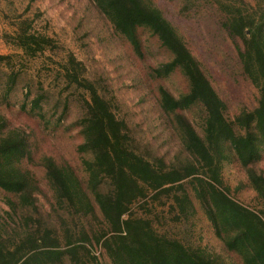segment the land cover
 I'll list each match as a JSON object with an SVG mask.
<instances>
[{
  "label": "trees",
  "instance_id": "obj_1",
  "mask_svg": "<svg viewBox=\"0 0 264 264\" xmlns=\"http://www.w3.org/2000/svg\"><path fill=\"white\" fill-rule=\"evenodd\" d=\"M90 1L136 54L141 56L145 32L166 53L148 64L145 75L155 106L181 145V160L167 166L161 157L141 154L114 104L84 75L83 63L66 51L59 72L64 86L55 105L49 106L50 96L40 84L34 89L23 85L22 110L39 129L9 126L0 114V191L7 206L0 221V264H100L92 243L102 247L110 264H226L199 246L157 232L146 199L160 198L181 224L193 215L196 202L238 264H264V219L230 198L221 176L222 164L236 162L264 215V175L255 168L264 157V0H167L177 2L180 13L196 2L216 3L227 15V33L240 39L241 70L258 97L253 108L242 107L231 119L184 36L152 0ZM3 37L28 58L57 46L31 31L24 19ZM10 57L0 54V62L8 67ZM13 76L7 75L2 94L10 91ZM175 76L181 78V90L173 94L164 82ZM71 101L80 111L70 124L79 137L77 165L54 155L57 149L43 134L50 131L46 126L57 106L54 127ZM197 109L199 132L190 119Z\"/></svg>",
  "mask_w": 264,
  "mask_h": 264
},
{
  "label": "rangeland",
  "instance_id": "obj_2",
  "mask_svg": "<svg viewBox=\"0 0 264 264\" xmlns=\"http://www.w3.org/2000/svg\"><path fill=\"white\" fill-rule=\"evenodd\" d=\"M152 1L184 36L191 54L223 101L225 117L231 119L242 107L253 108L258 90L242 73L238 58V52L243 49L242 43L237 36L227 33L223 26L227 15L217 4L196 2L180 13L175 1ZM244 1L250 4L254 2ZM22 19L29 23L31 31L50 37L57 46L32 58L23 56L17 47L3 37L4 34H11ZM141 39L140 56L113 32L90 0H0V54L11 55L10 66H5L4 61L0 62V114L9 126L35 125L33 131L39 129L35 120L27 118L22 110L26 87L23 85L27 82L28 87L34 89L40 84L50 96L49 106L55 105L56 95L64 86L59 73L64 53L71 51L83 63L84 75L93 80L99 91L102 90L104 96L114 104L113 110L125 121L135 148L150 159L161 157L164 165H175L181 160V145L155 106L153 86L145 75L148 64H155L157 59L166 57V53L146 32ZM9 73L15 75L11 82L13 85L8 94H2L3 82L9 81ZM164 84L173 94L181 90V78L177 76L168 78ZM60 109L61 105L57 106L54 117H57ZM198 110L190 114V119L199 132ZM78 114L80 111L71 101L66 114L59 119L62 123L54 127V117L51 116V123L46 126L50 131H43L49 141L47 143L57 149L54 155L65 157L74 165L78 162L75 146L79 137L76 128L70 124ZM38 148L43 151L40 143ZM221 166L223 189L227 195L264 219V215L259 213L262 205L247 185L243 169L234 161ZM255 168L264 175V157L256 163ZM4 199L0 191V221L6 217ZM162 200L146 199V208L150 210L149 217L157 232L185 244L199 246L226 264H238L234 255L226 251L213 235L196 202L193 215L181 224V221L173 220L174 211H169L165 200ZM74 223L79 226L76 220ZM92 223L93 229L100 227L96 220ZM89 246L100 264H110L99 244Z\"/></svg>",
  "mask_w": 264,
  "mask_h": 264
}]
</instances>
